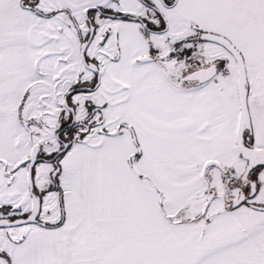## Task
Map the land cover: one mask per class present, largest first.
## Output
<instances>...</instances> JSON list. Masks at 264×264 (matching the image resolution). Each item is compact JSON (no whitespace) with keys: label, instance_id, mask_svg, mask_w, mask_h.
<instances>
[{"label":"snow or ice","instance_id":"obj_1","mask_svg":"<svg viewBox=\"0 0 264 264\" xmlns=\"http://www.w3.org/2000/svg\"><path fill=\"white\" fill-rule=\"evenodd\" d=\"M0 264H264V0H0Z\"/></svg>","mask_w":264,"mask_h":264}]
</instances>
